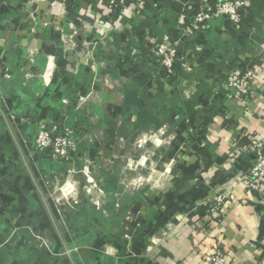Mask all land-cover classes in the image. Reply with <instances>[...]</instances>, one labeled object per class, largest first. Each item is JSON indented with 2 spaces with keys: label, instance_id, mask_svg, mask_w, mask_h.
I'll return each instance as SVG.
<instances>
[{
  "label": "crops",
  "instance_id": "obj_1",
  "mask_svg": "<svg viewBox=\"0 0 264 264\" xmlns=\"http://www.w3.org/2000/svg\"><path fill=\"white\" fill-rule=\"evenodd\" d=\"M217 1L129 0L115 16L101 0H37L35 28L18 21L27 13L21 0H0V66L12 68L0 71V176H6L0 178V264H33L34 249L25 239L37 223L36 233L52 225L65 242L42 181L65 167L35 143L38 119H59L54 104L69 91L100 95L106 110L123 115V127L133 128L146 110L161 124L158 137L163 131L172 137L167 156L178 160L165 180L161 167L159 181L153 179L160 197L151 202L152 222L143 220L156 226L152 241L134 240L131 250H108L105 259L93 250L89 264H210L217 246L231 264H264V186L256 193L246 185L253 153L233 155L264 136V0H249L239 28L222 16L195 26V12ZM164 39L176 45L177 70L157 65ZM248 62L258 81L243 105L226 83ZM126 91L136 93L141 106L122 111ZM100 108L94 102V110ZM131 160L122 173L143 165L131 168ZM222 193L232 199L216 220L212 202ZM80 259L69 256L67 264Z\"/></svg>",
  "mask_w": 264,
  "mask_h": 264
},
{
  "label": "rangeland",
  "instance_id": "obj_2",
  "mask_svg": "<svg viewBox=\"0 0 264 264\" xmlns=\"http://www.w3.org/2000/svg\"><path fill=\"white\" fill-rule=\"evenodd\" d=\"M36 1L21 0V12L27 10V13L21 14L18 20L31 21L35 28L39 25L34 14ZM18 21L10 20L8 23L15 25ZM42 21L40 24L46 23ZM67 48H72V45H67ZM65 69L72 73V66ZM2 70L11 72V64L9 66L4 62L0 66ZM8 79L9 76H5L3 80ZM69 79L66 80L67 85H71L73 80ZM96 81H102L104 87L107 85L101 77ZM58 98L59 102L54 105L59 104L56 109L59 119L44 117L39 118L37 123L39 127L44 123L50 129L54 128L55 137H63L71 143L62 155H53L51 149L44 151L37 145L39 128L35 144L39 151H44L50 159L65 167L60 174L42 178L44 185L48 186L45 199L50 210L59 216L65 242L60 241L54 226H48L41 234L34 230L40 228V223L35 224L28 231L29 238L25 239V243L34 249L31 250L33 264H67L69 256L74 258L75 254L81 256L80 264H89L93 250L105 259L108 250H131L134 240L136 243L142 237L151 242L156 235L153 234L156 226L143 220L152 222L149 217L151 202L160 197L155 196L152 190L153 184L159 181V167L164 169L160 178L165 180L168 168L178 161L167 156L172 137L169 138L165 131L158 137V130L137 132L132 127H123V115L118 114V109L106 110L100 95L91 92L79 95L77 91H69ZM94 102L101 105L98 111L94 110ZM183 145L178 147L180 151L185 149ZM143 155L147 156V161L144 158L136 160ZM130 158L129 167L143 165L137 166L136 173H122ZM5 177L0 176L3 180ZM144 205L148 213L141 208ZM17 225L11 224L18 230Z\"/></svg>",
  "mask_w": 264,
  "mask_h": 264
},
{
  "label": "built area",
  "instance_id": "obj_3",
  "mask_svg": "<svg viewBox=\"0 0 264 264\" xmlns=\"http://www.w3.org/2000/svg\"><path fill=\"white\" fill-rule=\"evenodd\" d=\"M110 10H115L118 6L125 9L128 6L127 0H101ZM249 6V0H219L209 7L202 8L195 12L193 23L195 26L205 27V23L218 16L226 17L232 27L239 28L242 21V11ZM122 9V10H123ZM177 48L176 45L168 39H164L158 46L157 60L160 68L172 70L176 60ZM258 81V75L250 65L242 69H237L232 72L226 83V89L231 93L235 101L247 105L251 99V93L255 82ZM40 132L37 139V145L42 150L53 151V155L65 154V147L71 142L63 137H55L56 131L50 129L44 123L40 125ZM54 129V130H53ZM242 152L257 153V158L246 177L247 187L256 193H261L264 186V136L256 139L248 144L247 148H234L233 155L241 154ZM232 199L230 194H218L212 202L211 216L216 219L222 216L224 205ZM210 264H231L228 260L227 252L221 247H215V252L212 256Z\"/></svg>",
  "mask_w": 264,
  "mask_h": 264
},
{
  "label": "trees",
  "instance_id": "obj_4",
  "mask_svg": "<svg viewBox=\"0 0 264 264\" xmlns=\"http://www.w3.org/2000/svg\"><path fill=\"white\" fill-rule=\"evenodd\" d=\"M128 1L129 0H127V2ZM122 9L123 8L121 6H118L114 10L115 16H117L122 11ZM157 49H158V47H157ZM157 65L159 66V63H157ZM248 65H250L249 62L246 63V65H244L242 68H245ZM180 66H181V64L178 63V61L175 60L172 70H177L178 68H180ZM250 67L252 68L253 66L250 65ZM242 68H239V69H242ZM133 105L141 106L140 99H139V97H138V95L136 93L131 92V91H126L124 103L122 105V108H123L122 111L127 110L129 107H131ZM160 127H161V124L149 112H147L146 110H142L139 113V115L137 116V120H136V123H135L133 129L135 131H137V132L139 130H142L144 132H148V131H151V130H158V129H160ZM220 219L221 218H216V220H220Z\"/></svg>",
  "mask_w": 264,
  "mask_h": 264
},
{
  "label": "water",
  "instance_id": "obj_5",
  "mask_svg": "<svg viewBox=\"0 0 264 264\" xmlns=\"http://www.w3.org/2000/svg\"><path fill=\"white\" fill-rule=\"evenodd\" d=\"M253 155V157H254V159H256L257 158V153H254V154H252Z\"/></svg>",
  "mask_w": 264,
  "mask_h": 264
}]
</instances>
